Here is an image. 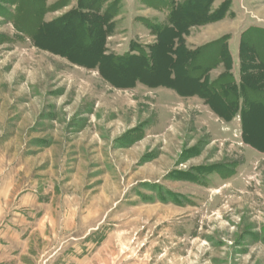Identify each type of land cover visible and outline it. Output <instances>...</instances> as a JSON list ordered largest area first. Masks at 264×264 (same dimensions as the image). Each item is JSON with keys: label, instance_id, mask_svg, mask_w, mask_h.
Wrapping results in <instances>:
<instances>
[{"label": "rangeland", "instance_id": "rangeland-1", "mask_svg": "<svg viewBox=\"0 0 264 264\" xmlns=\"http://www.w3.org/2000/svg\"><path fill=\"white\" fill-rule=\"evenodd\" d=\"M91 4L106 53L146 51L177 7L212 84L224 45L235 80L239 45L264 64V0H0V264H264V150L196 96L74 63L95 59ZM247 120L264 145V110Z\"/></svg>", "mask_w": 264, "mask_h": 264}, {"label": "trees", "instance_id": "trees-1", "mask_svg": "<svg viewBox=\"0 0 264 264\" xmlns=\"http://www.w3.org/2000/svg\"><path fill=\"white\" fill-rule=\"evenodd\" d=\"M89 10L90 11H87L89 12V15L93 16L96 20L95 25L97 34L99 35V41L96 44L95 59L94 62L89 65L73 59L74 63H78L89 69H97L107 82L116 87L131 88L135 84L141 83L150 88L167 87L174 90L180 96H196L200 98L209 110L220 119L231 121L235 116H238L240 118L241 132L244 142L250 144L256 149L264 150V145H257L247 138V132L245 129L246 120L251 109L264 110V102H262L258 96L261 95L259 91H264V88L258 87L254 84L256 77H260L262 86L264 87V64L262 67L257 66L256 58L258 57L256 56L254 49H252V51L249 46L239 45L238 56L240 62L238 70L240 76L235 80L231 72L233 69L231 52L228 46L224 45L221 56L219 57V62L223 64L224 73L226 72V74L223 73V75H228L229 77L226 80L223 79L221 81L220 78L217 79L218 83L215 85L212 84V81L210 80L208 72L210 66L207 68H202L200 66L197 71L194 66L203 51H201L199 47L190 50L179 42V29L173 18L174 13L177 11V7H173L170 11L167 24L152 29V32L157 38L155 44L147 46L146 51L131 46L125 54L106 53L105 44L109 30V23L107 22L108 14L110 15L109 11L105 10L103 12L100 10L101 12H96L98 9L93 7L92 4ZM74 11H78V9H75ZM74 11L73 13H76ZM78 13L79 15L83 14L81 12ZM91 13L95 15H92ZM43 26H45V24H43ZM88 30L89 29L85 31L86 36H88ZM165 38L169 40L167 45H165ZM86 40V43L89 42L90 44V39L88 40L87 38ZM163 60L166 63H163ZM103 62H109L111 65V69H109L113 72H117L116 70L122 72V69H125L126 71L135 69L134 66H130L127 63L139 62L141 64L139 68L142 71H140L139 74L138 68H136L137 71L130 70L131 72H126L120 76L119 80L121 81L119 83H114V81H112L104 72L102 66ZM120 63H124V66H122L123 64L120 66ZM191 70H194V72L192 73ZM131 74L134 77L133 79L131 78L130 81L127 78L132 77ZM142 75H146L148 78H143ZM246 93H252L255 96L252 99H248ZM221 108L225 109L222 110Z\"/></svg>", "mask_w": 264, "mask_h": 264}, {"label": "bare ground", "instance_id": "bare-ground-1", "mask_svg": "<svg viewBox=\"0 0 264 264\" xmlns=\"http://www.w3.org/2000/svg\"><path fill=\"white\" fill-rule=\"evenodd\" d=\"M165 59H166V58H165ZM165 59H164V60H165ZM164 60H163V62H165ZM171 61H172V59H171ZM165 63H166V62H165ZM167 64H168V63H167ZM169 64H170V63H169ZM221 109H222V108H221ZM224 109H225V108H224ZM224 109H222V110H224ZM226 110H227V109H226ZM227 113H228V112H227Z\"/></svg>", "mask_w": 264, "mask_h": 264}]
</instances>
